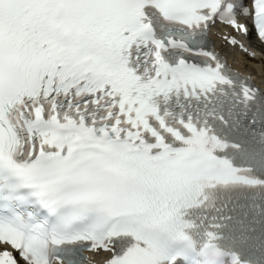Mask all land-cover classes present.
I'll return each instance as SVG.
<instances>
[{"label": "snow or ice", "instance_id": "snow-or-ice-1", "mask_svg": "<svg viewBox=\"0 0 264 264\" xmlns=\"http://www.w3.org/2000/svg\"><path fill=\"white\" fill-rule=\"evenodd\" d=\"M0 264H264V0H0Z\"/></svg>", "mask_w": 264, "mask_h": 264}]
</instances>
